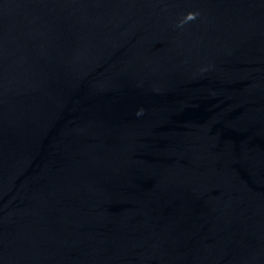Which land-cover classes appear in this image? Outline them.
<instances>
[{
	"label": "water",
	"instance_id": "obj_1",
	"mask_svg": "<svg viewBox=\"0 0 264 264\" xmlns=\"http://www.w3.org/2000/svg\"><path fill=\"white\" fill-rule=\"evenodd\" d=\"M0 264H264V0H0Z\"/></svg>",
	"mask_w": 264,
	"mask_h": 264
}]
</instances>
